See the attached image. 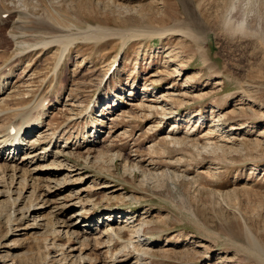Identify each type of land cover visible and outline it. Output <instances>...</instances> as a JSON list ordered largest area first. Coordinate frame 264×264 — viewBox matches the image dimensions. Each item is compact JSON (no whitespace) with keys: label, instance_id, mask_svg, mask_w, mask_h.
Returning a JSON list of instances; mask_svg holds the SVG:
<instances>
[{"label":"rangeland","instance_id":"obj_1","mask_svg":"<svg viewBox=\"0 0 264 264\" xmlns=\"http://www.w3.org/2000/svg\"><path fill=\"white\" fill-rule=\"evenodd\" d=\"M0 9V133L56 140L33 179L0 157V264H264V0Z\"/></svg>","mask_w":264,"mask_h":264},{"label":"bare ground","instance_id":"obj_2","mask_svg":"<svg viewBox=\"0 0 264 264\" xmlns=\"http://www.w3.org/2000/svg\"><path fill=\"white\" fill-rule=\"evenodd\" d=\"M188 7H190V5L188 6ZM186 10H188V12L191 14L192 13V11L194 10L193 8H185V11ZM6 13V14H4L5 16H2L3 15V13ZM19 12V11H18ZM188 12H187V14H188ZM195 11H193V14L195 15V13H194ZM192 14V15H193ZM28 17L27 15H24L23 16V18L24 17ZM196 16V15H195ZM190 17V16H189ZM12 18V15H11V10L9 11V10H1L0 9V24H3V23H5V22H8V21H10V19ZM28 19V18H27ZM191 19H192V17H191ZM195 20V19H194ZM194 20H192L193 21V24H195V25H198V26H200L201 24H199L198 23V20H197V22L196 21H194ZM31 21V20H30ZM191 21V22H192ZM30 23V22H29ZM40 23V22H39ZM201 23V22H200ZM21 26H23L24 28H27V27H29L28 26V21L26 20V18H25V20H23L22 19V21H21ZM37 24V23H36ZM202 24H203V22H202ZM173 25H175V24H172V26H169L168 28H161V31H160V33H161V35H163L164 33L166 34V32H167V34L166 35H168V34H170V33H179V31H171V29L172 28H174L175 29V26H173ZM194 25V26H195ZM242 24H240V25H238L237 26V28L238 29H240V27L242 28L243 26H241ZM45 26V25H44ZM22 27V28H23ZM37 27V26H36ZM49 27V26H48ZM97 28H100L99 26L97 27ZM31 29V28H30ZM51 29H54V28H51ZM36 30V29H35ZM44 30V29H43ZM46 30V29H45ZM159 33V34H160ZM49 34V33H48ZM158 34V33H157ZM58 35V34H57ZM43 36V35H42ZM59 40V39H58ZM205 61V60H204ZM175 72H176V70H174ZM218 82H222L221 81V79L219 80V81H217L216 83H218ZM146 83H144L143 84V88H142V90L143 89H148L147 87H146V85H145ZM0 85H1V83H0ZM145 89V90H146ZM150 89V88H149ZM160 108H162V107H160ZM236 109V108H235ZM233 110V109H232ZM22 112V111H21ZM163 112H164V114H165V109H163ZM31 115H32V113H31ZM22 116V115H21ZM26 116V115H25ZM28 116H30V115H28ZM35 116V115H34ZM24 117V116H23ZM32 117V116H31ZM27 118H29V117H27ZM34 119H35V117H34ZM25 120V119H24ZM27 120V119H26ZM39 121V120H38ZM26 123V124H25ZM36 123L37 122H34V121H25L24 123L23 122H18V120H17V122L16 123H12L11 125H9L6 129H5V132H3V133H0V157L2 158L3 157V159L4 160H7L6 162H5V164H6V166L7 167H9V169H11V175H12V177H13V180H14V177L15 178H17V176H18V172H22L21 174L23 175V173L26 175V173H27V175H30V177H32V179L34 178V177H38V175L40 174V171L41 170H44V168L43 167H46V165L44 164H42V165H39V163L41 162V161H44V159L46 158V156L45 155H47L46 153L47 152H49L50 151V147H49V144H52V142H56V140H55V138H54V135H52L51 134V139H50V141L48 142V143H46V144H41V142H42V139H43V135H42V133H47V132H44V130L45 129H47V128H44V129H42V130H38L37 131V133L36 134H34L32 137H30L29 138V140H31V141H27L26 143H25V149H24V144H23V142H22V140H23V134H26L29 130H31V129H33L35 126H36ZM39 123H40V121H39ZM23 124H25L24 126H23ZM38 125V124H37ZM36 127H38V126H36ZM15 129V130H14ZM43 136V137H42ZM22 139V140H21ZM54 144V143H53ZM5 150H7L6 152H5ZM23 150V152H21L20 153V151H22ZM54 154V153H53ZM55 162V161H54ZM53 163V162H52ZM51 164V163H50ZM59 165V164H58ZM47 166H51V165H49V164H47ZM70 165H67V167H65V166H60L59 165V167L61 168H63L64 167V169H67V170H72V169H74V168H71V167H69ZM51 167H54V166H51ZM41 168H43V169H41ZM56 168V167H55ZM67 175V174H66ZM47 177H49V176H47ZM23 178H25V177H23ZM56 178V177H55ZM38 179V178H37ZM48 179H50V178H48ZM59 180V181H58ZM25 181V180H24ZM23 181V183H25ZM49 181V180H48ZM50 181H52V179H50ZM55 183H54V185L52 186L51 184H49V186L47 185L45 188H44V191L42 192V193H44V194H42L43 196H42V198L41 199H39V201H37L32 207V209L33 210H35V209H37V208H41V207H43V206H48L49 204L47 203V199L46 198H44L45 196H48V195H50L51 193H54V192H56V191H59V190H61V189H64L65 188V186L67 185V180H66V178L63 180V178H57V179H55V180H53ZM52 181V182H53ZM56 181H58V182H56ZM46 182H47V179H46ZM49 183V182H48ZM22 187V186H21ZM23 190V189H22ZM25 190V189H24ZM1 192V191H0ZM21 192H19V194H20ZM23 195V194H22ZM21 195V196H22ZM21 196L20 195H18L17 196V198H15V202H14V204L16 203V200L18 201L19 200V198H21ZM41 201V202H40ZM50 203V202H49ZM64 205V204H63ZM22 217V216H21ZM141 219V218H140ZM144 220V219H143ZM128 220H125V224H127V223H129V222H131V221H128ZM143 222V221H142ZM142 222L140 223V224H142ZM37 224V223H36ZM35 224V225H36ZM110 230H112V228L111 227H108L107 228V231H110ZM120 230V229H119ZM118 230V231H119ZM136 230H138V229H136ZM82 232L84 233L85 232V229H83L82 230ZM135 232H138V231H135ZM135 232H134V234H135ZM114 234V233H113ZM116 235V234H115ZM137 234H135V236H136ZM139 239H142V237L140 236V234L138 233V236H137ZM136 238V237H135ZM137 239V238H136ZM185 249V248H184Z\"/></svg>","mask_w":264,"mask_h":264}]
</instances>
